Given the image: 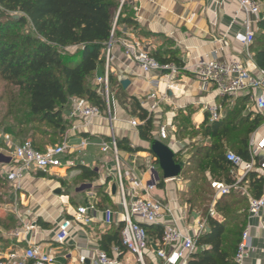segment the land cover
<instances>
[{"label":"trees","instance_id":"obj_1","mask_svg":"<svg viewBox=\"0 0 264 264\" xmlns=\"http://www.w3.org/2000/svg\"><path fill=\"white\" fill-rule=\"evenodd\" d=\"M254 1L264 5V0ZM0 7L7 13L20 14L14 22L0 23V81L16 89L17 96L22 94L25 98L20 109L15 103L8 106L0 124L2 134L14 140L15 144L30 141L35 150L44 152L46 148L62 142L69 126L66 112L71 100H83L104 111V98L92 83L104 69L105 49L111 35L117 40L126 30L140 31L137 37L142 38V31L132 8L123 0H0ZM24 25L30 28V34L18 32ZM257 28L250 52L257 67L264 70V20L257 23ZM68 48H74L75 52L63 54ZM152 57L160 64H173L178 69L183 67L173 53L156 51ZM109 85L114 100L131 116L144 122L137 128L139 138L151 146L156 141L152 117L148 118L137 100L129 97L111 75ZM244 101L238 99L226 105L223 117L214 123L209 122L207 115L199 125L191 122L189 114L180 113L175 117L174 137L178 141L191 136H200L206 141L190 154L181 157L185 150L190 149L186 147L174 157L175 163L181 166L179 178L188 183V191L181 196L190 209L195 208L192 201L200 198L192 191L204 192L197 186L199 180L209 177L212 181L232 183L231 165L225 160L226 153L231 152L244 162L250 160L249 138L260 127L262 118L259 115L252 117V114L243 116ZM193 131H197L195 135L191 134ZM47 137L50 141L43 142ZM117 147L118 151H141V148H130L125 140H117ZM78 169L82 180L91 182L97 177L84 167L79 166ZM188 173L195 176L188 179ZM242 185L247 187L252 198L259 199L263 194L264 178L252 172ZM205 201L201 199V202ZM94 203L97 208L109 209V201L103 194ZM248 207L247 199L240 194L220 197L216 211L222 219H207L208 230L197 240L198 251L187 264H236L235 255ZM143 228L148 238L161 239L160 226ZM120 231L121 227L113 237L109 236L112 239L108 242L113 241L123 254L125 248L120 241ZM100 248L107 249L103 242Z\"/></svg>","mask_w":264,"mask_h":264},{"label":"crops","instance_id":"obj_2","mask_svg":"<svg viewBox=\"0 0 264 264\" xmlns=\"http://www.w3.org/2000/svg\"><path fill=\"white\" fill-rule=\"evenodd\" d=\"M125 2L132 8L142 35L147 34L145 37H140L148 41L149 44H151V40L156 42V48L152 50V54L156 51L161 54L173 53L183 67L179 68V73L170 81L156 73L144 75L135 64L124 57L121 46L115 43L112 47L113 59L109 64L110 75L117 80L129 97L137 100L146 112L156 102L150 100L149 96L152 93L157 94L158 106L156 111L151 114L155 127L154 139L159 141L158 129L160 126H166L168 139L159 142L165 143L174 153H177L182 150L181 143L174 137L176 129L173 121L178 114H189L191 122L199 125L207 115L204 110L206 104H220L222 106L221 118L224 107L230 104L218 99L214 92L200 93L199 82L189 71L200 62L219 61L228 64L234 60L244 62V48L238 39L245 32V16L240 12L235 0H125ZM262 9L264 10L263 4ZM253 29L256 34L258 32L257 24ZM138 33L140 31L133 33L126 30L121 38L116 41L137 37L139 36ZM161 39L171 46L161 49ZM102 72L100 71L98 75ZM151 81H158V86L150 85ZM168 82H171L177 90L169 91L167 89ZM256 95L258 92L253 93L252 97L242 95L238 98L245 100L243 103L244 111L247 110V115L252 114V117L257 116L252 105L253 96ZM162 96H165V99L159 101ZM223 102H225L224 105L221 104ZM71 103L72 100L66 112V120L69 122V126L64 134V136L67 134L68 143L76 145L81 139H87L93 144H98L102 140H108L110 135L109 124L102 119H94L88 127L72 132L70 128L76 121L68 119ZM112 117L114 119L112 129L115 138L118 141H127L130 148H141V151L138 152L118 151L121 177L126 188L128 187V180L133 175L144 183H148L151 178L148 168L152 165L156 167L155 175L158 179L152 196L167 203L175 216L186 214V222L180 224L185 231L194 222L207 218V211L201 214V212L194 211L181 202L182 196L178 194L175 182L180 180L184 184L186 181L178 177L168 183L163 182L164 179L158 168V163L149 150L150 145L142 142L139 138L138 129L129 125V121L137 119V117L131 116L115 100ZM253 133H255L256 142H259L264 136L262 123ZM4 140L12 144L10 140L5 139L0 134V141L4 142ZM14 145L16 144H12V146ZM68 159L82 161L83 165L76 164L74 168L56 169L47 175L30 171L21 181L16 190L22 191L19 195L23 198L22 200L18 199L26 207L22 208L21 213L26 218L25 220L29 221L22 222L20 230L16 229L6 233L0 230V254L13 248L25 247L28 243L39 245L44 250L51 251L53 264H90L98 250L106 253L110 258L119 260L122 264H136L133 256L126 251L120 254L114 242H108L109 239H112L109 236L112 235L113 237V233L120 227L122 228L120 221L122 210L113 172L115 166L113 156L102 154L97 146L92 145L83 154L68 155L64 160ZM11 161L10 159L9 164ZM256 161L263 162V156L257 154ZM13 163H15L14 160ZM79 166L93 171L97 177L91 182L82 180ZM15 167L16 165L8 168V170L11 171ZM77 180L79 181L77 184L82 186V189L76 193V196L81 198V202L74 204L70 201L69 194L65 193V189ZM176 183L180 186L183 185ZM113 186H115L114 192L112 191ZM241 187L245 189V193L237 191L232 194L245 196L249 202V198L252 197L249 195L247 187L245 185ZM100 194L106 196L109 201L107 207L115 213L112 225L103 227L100 222L101 215H98L97 220L89 226L81 227L73 224L68 239L63 244L56 243L55 234L61 222L65 219H71L77 207L94 203L95 199H99ZM211 197L213 200L214 193L212 190ZM261 198H264V189ZM39 205L44 208L45 212L37 211ZM55 209L56 211L50 214ZM97 209L100 212L103 211L101 207ZM20 217L17 216L18 219ZM212 219L221 221L222 217L216 211V217ZM25 225H34V229L23 240L22 234L18 236L16 234L21 232ZM260 225L264 226V210H262L259 218L251 219L248 218L247 211L244 230L249 227L250 248L243 264H264V232L260 230ZM207 230L208 225L206 224ZM149 241V248L144 258L145 264H161V261L152 251L158 239L151 237ZM101 242L106 245V250L100 248ZM82 258H84V262H81Z\"/></svg>","mask_w":264,"mask_h":264},{"label":"built area","instance_id":"obj_3","mask_svg":"<svg viewBox=\"0 0 264 264\" xmlns=\"http://www.w3.org/2000/svg\"><path fill=\"white\" fill-rule=\"evenodd\" d=\"M235 1L240 12L245 16V32L238 39L244 48L245 61L234 60L229 64L219 61L200 62L192 67L189 72L199 82L200 93L214 92L218 99L224 100L226 103L231 104L242 95L252 97L253 93L258 92V95L253 96L252 105L255 114L261 116L264 127V70L257 67L250 52L255 36L253 27L259 21L264 20L262 4L254 0ZM115 43L121 46L124 57L135 64L144 75L156 73L170 81L179 73V69L175 65L160 64L155 60L152 57L150 44L146 40L131 37L130 39L116 41L113 39L112 34L105 49L103 72L97 75L94 81L98 94L104 98V111H100L97 107L83 100L73 99L68 114L69 120L76 121L70 128L72 132L88 127L94 119H102L108 122L110 128L108 140L93 144L87 139H81L78 144L70 145L66 134L59 145L48 147L44 152L35 150L30 141L16 144L12 146V158L16 163V167L7 172L6 179L14 184L16 188H19L21 181L30 171L49 174L56 169L74 168L76 164L82 166V161L64 159L68 155L83 154L90 146L95 145L102 154H111L114 158L113 172L122 210L120 214L122 223L120 241L125 251L134 257L136 264H145V253L149 248L150 241L143 226H160L162 237L152 250L155 256L161 261V264H187L198 251L197 240L206 232L207 219L216 217L215 204L217 199L237 191L245 193V189L241 186L243 180L252 172H259L264 176V161H256L257 154H261L264 158V136L259 142H256L255 133L251 134L248 143L250 156L248 162H244L231 152L226 153L225 160L231 165L229 173L232 183L211 182L210 187L214 193V198L207 211V218L194 222L185 231L180 224L186 222V214L175 216L167 203L152 196V191L158 182L155 175L156 167L151 165L148 168L151 178L146 184L133 175L128 180V187L126 188L121 177L117 139L112 129L114 101H112V107L110 102V95L112 96V94L109 85V64L113 59L112 47ZM158 84V81L150 82L153 87H157ZM167 89L171 92L177 90L171 82H168ZM149 99L156 102L148 109V118L157 109V94L152 93ZM163 99H165V96H162L159 101ZM204 110L210 123L221 119L222 106L220 104L208 103L205 105ZM143 123L137 119L129 121L132 128H138ZM157 137L161 142L168 139L166 126L159 127ZM169 181L163 180L164 183ZM248 204V218H259L262 210H264V198H249ZM98 215H101L100 222L103 227L112 225L115 213L111 209L100 212L93 202L77 207L71 219H65L58 226L55 234L56 243L63 244L68 239L73 224L81 227L89 226L97 220ZM248 228L246 227L242 232L235 255L236 264H243L248 256L250 248ZM33 229L34 225H25L16 236L22 234V238L25 240L26 235ZM260 230L264 232L263 225H260ZM81 262H84V258L81 259ZM0 264H53V255L51 251H46L39 245L27 243L25 247L13 248L0 254ZM90 264L122 263L98 250Z\"/></svg>","mask_w":264,"mask_h":264},{"label":"rangeland","instance_id":"obj_4","mask_svg":"<svg viewBox=\"0 0 264 264\" xmlns=\"http://www.w3.org/2000/svg\"><path fill=\"white\" fill-rule=\"evenodd\" d=\"M20 17V14L17 13H7L3 11V9L0 7V23L2 22H10V21H16ZM18 32L22 34H30V28L27 25L21 26L18 29ZM132 32V31H131ZM145 37L144 35H140ZM148 42V41H147ZM159 42V41H158ZM161 49H164L165 47H170L171 45L168 44L166 41L161 39ZM151 50H154L156 48V42L151 40L150 44ZM75 52L74 48H68L64 50L63 54L69 55L73 54ZM97 76H95L96 78ZM94 78V81H95ZM94 81L92 83L93 88L97 90V88L94 86ZM17 91L11 86L6 85L2 81H0V124L2 123V119L5 116L6 112L8 111V106H11L12 104H18L19 109L22 107V103L24 104L25 98L21 94L20 96H17ZM114 97L110 95V102L113 107L112 101ZM21 101V102H20ZM113 109V108H112ZM247 110L243 111V116L247 115ZM197 131H193L191 134L195 135ZM49 133V132H47ZM0 134H2V128L0 127ZM3 135V134H2ZM5 139L10 140L12 144L14 143V140H12L10 137H7L3 135ZM43 142H49V137L46 138V140H42ZM181 143L182 149L184 148H190L189 150H185V152L181 155L186 156L193 152L197 147L202 146L205 144V140L200 138V136H191V137H185L182 141H179ZM54 143L57 144V141H54ZM12 144L8 141L4 140V142L0 141V230L3 231V233L15 231L16 229H21L22 222H27L29 220H25L26 218L23 217V214L21 213L22 208H25L26 205H22V201H19V199L22 200L23 196H20L19 194L22 193L20 190H16V186L6 179V174L9 171L8 168L14 167L16 164L13 163L12 159V151L13 147ZM165 144V143H164ZM192 147V148H191ZM10 159L12 160L9 164ZM8 164V165H6ZM47 175V174H46ZM195 175L188 173L187 178L192 179ZM208 176V175H207ZM149 178V176H148ZM200 179L201 177H197ZM212 180L209 177H206V179L199 180L198 181V188H203L204 192L201 193L199 190L192 191L196 192L200 198L192 201L193 205H195L194 211H199L201 214H204V212L208 211L211 203H212V197H211V187H209V182ZM176 182L182 183L180 180H177ZM175 182V187L178 188L177 192L178 194H182L186 191H188V183L185 182L183 185H179ZM79 181H75L65 189V193L69 194L70 201L74 204L80 203L81 198L76 196V193L79 192L82 189L81 185H78ZM146 184V182H145ZM208 185V187H207ZM197 188V189H198ZM180 191V192H179ZM19 198V199H18ZM28 199V198H27ZM201 199H205V202H201ZM184 198H182V203ZM38 204V203H37ZM37 211H41L42 213L45 212L44 208L40 205L37 206ZM16 210V211H15ZM13 211V213L11 212ZM56 211V209L50 214H53ZM17 216H21L20 219L17 218ZM11 220V221H8ZM21 220V221H19ZM5 226V227H4ZM15 245V243H13ZM3 249L5 247H2Z\"/></svg>","mask_w":264,"mask_h":264},{"label":"water","instance_id":"obj_5","mask_svg":"<svg viewBox=\"0 0 264 264\" xmlns=\"http://www.w3.org/2000/svg\"><path fill=\"white\" fill-rule=\"evenodd\" d=\"M149 150L158 163V168L162 173L163 179L173 180L179 177L181 166L175 163V153L168 146L159 141H155ZM114 190L115 186L112 187L113 192Z\"/></svg>","mask_w":264,"mask_h":264}]
</instances>
